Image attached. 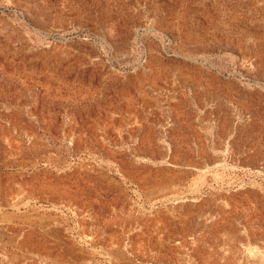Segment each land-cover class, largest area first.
Here are the masks:
<instances>
[{"label": "rangeland", "instance_id": "374dc122", "mask_svg": "<svg viewBox=\"0 0 264 264\" xmlns=\"http://www.w3.org/2000/svg\"><path fill=\"white\" fill-rule=\"evenodd\" d=\"M254 262L264 0H0V264Z\"/></svg>", "mask_w": 264, "mask_h": 264}, {"label": "bare ground", "instance_id": "6f19581e", "mask_svg": "<svg viewBox=\"0 0 264 264\" xmlns=\"http://www.w3.org/2000/svg\"><path fill=\"white\" fill-rule=\"evenodd\" d=\"M167 122H168V120H167ZM236 123V122H235ZM234 129V128H233ZM231 133H233L234 134V131L232 132L231 131ZM231 133H230V137H231ZM227 134H229V132L227 133ZM232 134V135H233ZM230 137H228V135L226 136V138H229V140H230ZM233 137V136H232ZM39 140V139H38ZM228 141V140H227ZM230 142V141H229ZM211 216H209L208 214H206V215H204L201 219H202V221L203 222H206V221H208L209 222V218H210ZM211 220H212V218H211ZM211 222V221H210ZM207 223V222H206ZM204 224V223H203ZM253 259H254V257H253ZM254 261V260H253ZM80 262V261H79ZM254 263H256L257 264V262H254Z\"/></svg>", "mask_w": 264, "mask_h": 264}]
</instances>
